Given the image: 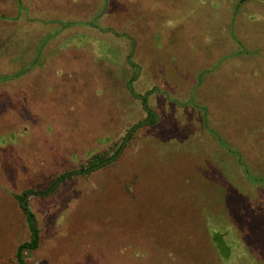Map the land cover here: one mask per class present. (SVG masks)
Listing matches in <instances>:
<instances>
[{"label":"rangeland","instance_id":"374dc122","mask_svg":"<svg viewBox=\"0 0 264 264\" xmlns=\"http://www.w3.org/2000/svg\"><path fill=\"white\" fill-rule=\"evenodd\" d=\"M232 1L0 0V264L30 238L14 195L121 141L143 101L157 123L115 164L29 197L27 263L264 264V0Z\"/></svg>","mask_w":264,"mask_h":264},{"label":"trees","instance_id":"16d2710c","mask_svg":"<svg viewBox=\"0 0 264 264\" xmlns=\"http://www.w3.org/2000/svg\"><path fill=\"white\" fill-rule=\"evenodd\" d=\"M239 6V5H238ZM143 108L147 112V115L145 119L140 120L132 125L131 128L128 129L125 136L122 137L121 141L115 142L111 146L108 147L107 150L98 152L94 154L86 163H83L81 166H79L77 169L65 171L57 176L56 180L51 183L47 188L45 189H35V188H26L20 193H16L15 199L18 203L19 208L24 213L29 231H30V238L28 240H25L18 244L15 250V258L17 261V264H28L27 260L25 258L24 251H31L35 250L40 246L41 242V236H40V228L38 225V220L36 217L35 212L31 209L29 205V197L32 195L35 196H47L50 193L54 192L60 183L64 182L67 178H70L72 176H75L77 174L83 173L88 174L93 170H97L102 167H108L109 165L115 164L116 161L120 158L122 153L124 152L127 143L130 142V140L133 138L135 131L141 127L142 125H155L157 123L156 121V113L154 110H152L149 106V104L146 101H143ZM123 161V160H121ZM137 174H132L133 183H135V178ZM206 228V231L208 230V227ZM213 240L216 242V244H220L219 242H222L224 240V235L220 232H213ZM223 237V238H222ZM217 245V247H218ZM136 253V252H135Z\"/></svg>","mask_w":264,"mask_h":264},{"label":"crops","instance_id":"0c3cea01","mask_svg":"<svg viewBox=\"0 0 264 264\" xmlns=\"http://www.w3.org/2000/svg\"><path fill=\"white\" fill-rule=\"evenodd\" d=\"M231 3L234 4V2H233L232 0H229V5H230ZM240 3H241V2H240ZM240 3L237 2L236 5H237V6L240 5Z\"/></svg>","mask_w":264,"mask_h":264}]
</instances>
